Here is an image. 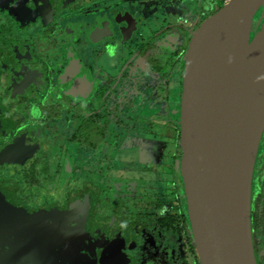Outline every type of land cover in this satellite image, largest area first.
<instances>
[{"label":"flooded vegetation","instance_id":"flooded-vegetation-1","mask_svg":"<svg viewBox=\"0 0 264 264\" xmlns=\"http://www.w3.org/2000/svg\"><path fill=\"white\" fill-rule=\"evenodd\" d=\"M148 1L0 0L1 264H174L163 247L152 253L145 226L136 236L140 182L155 192L142 212L153 235L180 226L200 264L178 168L183 72L192 33L224 4L164 14L165 0ZM114 17L130 21L122 35ZM250 228L264 264V129Z\"/></svg>","mask_w":264,"mask_h":264},{"label":"water","instance_id":"water-1","mask_svg":"<svg viewBox=\"0 0 264 264\" xmlns=\"http://www.w3.org/2000/svg\"><path fill=\"white\" fill-rule=\"evenodd\" d=\"M186 1L165 0L164 14ZM113 21L121 35L129 28ZM263 129L264 0H230L198 25L185 54L178 168L200 264H256L250 198Z\"/></svg>","mask_w":264,"mask_h":264},{"label":"rangeland","instance_id":"rangeland-1","mask_svg":"<svg viewBox=\"0 0 264 264\" xmlns=\"http://www.w3.org/2000/svg\"><path fill=\"white\" fill-rule=\"evenodd\" d=\"M153 1L150 0L148 1V3L146 4L147 6H149V4H151ZM145 5V6H146ZM146 6V7H147ZM147 9V8H146ZM263 9L260 8V10L257 12L258 15H256V17L253 20L252 23V29H255V26L258 22V20H260V23L263 21V19L260 18V15L262 13ZM253 32L251 33L252 36ZM161 109H163L162 105H158L149 113V115H154L157 111H161ZM145 115H147V112H144ZM145 118V117H143ZM144 122V120H142ZM146 121V120H145ZM124 153L130 154V151H127V149H125ZM121 183V182H120ZM150 183V187H153L154 182H148ZM142 190L141 191H133L134 194L145 197V200H143L144 202H135V203H131L129 204V217L134 221V227L136 230V236L138 238L141 239L142 237V233H140V230H142V228L146 227V237L151 238L150 240V247H151V251L152 253H157L159 251V253H162L164 251H162V247L163 250H165L166 252H164L169 258H171L172 260H174V264H191V255L190 252L188 250V248L183 244V241L185 239V235L182 232L180 226L176 225L173 229L170 228L168 229L165 233H160V236L157 235H153V226L155 225L154 222H152L148 217L147 214H142L144 208L146 207V199L149 198L151 196L152 193H155L153 190H149L150 188H147V184L144 182H140ZM170 186H172V184H170ZM167 186L166 187V191H171V187ZM126 190V189H125ZM119 191V190H118ZM130 190H126L123 193H127ZM122 191H119V193L121 194ZM170 197V198H169ZM150 199H152L150 197ZM168 199L170 201H172L174 199V196L169 195ZM152 200H150V202H152ZM184 202V200H183ZM123 206V205H122ZM121 210H127L126 206H124L123 208H120L118 211L119 213L121 212ZM147 210V209H146ZM175 208L172 210L173 213H175ZM145 226V227H143ZM140 229V230H139ZM186 231L188 232V235L190 236V232L188 227H186ZM165 234V235H164ZM182 243V245H181ZM181 245V246H180ZM149 264H153L150 261L147 262Z\"/></svg>","mask_w":264,"mask_h":264},{"label":"built area","instance_id":"built-area-1","mask_svg":"<svg viewBox=\"0 0 264 264\" xmlns=\"http://www.w3.org/2000/svg\"><path fill=\"white\" fill-rule=\"evenodd\" d=\"M230 0H223V4H227Z\"/></svg>","mask_w":264,"mask_h":264}]
</instances>
